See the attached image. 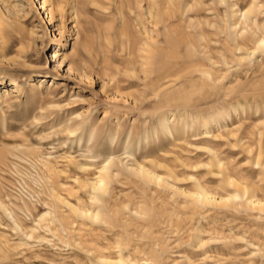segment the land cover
<instances>
[{
	"label": "rangeland",
	"instance_id": "374dc122",
	"mask_svg": "<svg viewBox=\"0 0 264 264\" xmlns=\"http://www.w3.org/2000/svg\"><path fill=\"white\" fill-rule=\"evenodd\" d=\"M252 1L262 8L251 34L264 37V0H0V264H264V211L242 196L264 205V51L238 50L231 28L232 10ZM195 41L198 59L223 61L215 92L191 94ZM218 112L222 126L196 129ZM75 113L100 146L123 133L113 155L124 167L103 204L89 183L110 154L79 143L85 127L66 131ZM171 117L177 141L162 138ZM201 186L241 196L205 205L193 197Z\"/></svg>",
	"mask_w": 264,
	"mask_h": 264
},
{
	"label": "bare ground",
	"instance_id": "6f19581e",
	"mask_svg": "<svg viewBox=\"0 0 264 264\" xmlns=\"http://www.w3.org/2000/svg\"><path fill=\"white\" fill-rule=\"evenodd\" d=\"M219 1L221 3H223V2L227 3L229 0H219ZM192 5L190 6L191 8L193 7ZM230 6H231V4H230ZM261 8H262V5L260 6V5L257 4L256 1H252L245 10H241V9L232 10L233 11V16H238V19L231 26V28L235 31V33H234V40L237 41V45H238V48H239L238 50H241V47H240V44L241 43H242V45H249V43L253 42L254 43L253 51L249 52V56L253 55V57L260 50L261 51H264V37H258L257 36L258 38H256V36H254L253 34H251L252 30L250 29V25H251L250 22L256 23L257 18H258V13L260 12V9ZM75 15H76V17L78 16V10H77L76 7H75ZM238 27H240V28L238 29ZM254 32L256 33V31H254ZM240 41H241V43H240ZM191 45H192L191 48L194 49V51L192 50L193 53L188 57V58L191 59L190 62H189V64H188V66L191 67V68H193V70H194V72H191L190 73V79L188 81L191 94L192 95H195L196 93H198L199 90H202V91H205L206 92V91L212 89V92H213V89H214V92H215L217 90V88H216V86H214L215 85L214 84V81H215V77L214 76H217L218 77L217 72L219 70L215 69L214 67L217 66V64H219V62H222L223 63V61H216L215 59H213V56L210 55V53H207V55L205 54V57H206L205 59H202V60H201V58L198 59L199 57L196 56L197 53L195 54V51L199 48V45L197 44L196 41L193 42ZM250 50H252V49H250ZM262 60H260V61H262ZM206 61L209 62V64L206 63ZM260 65H261V63H260ZM220 67H221V65H220ZM72 68L73 67L69 66V71H72L73 70ZM163 72H164V70L162 71V75H163ZM195 72L197 73L196 75H200V78H196L195 79V74H194ZM199 80L201 81V84L200 85L198 84L199 83ZM8 90L9 89H5L4 90V92L6 93V96L7 95H10L12 92H20L22 89H21L20 86L16 85V86H11L10 91H8ZM206 98H208V97H206ZM257 100H259V99H257ZM191 104H193V103H191ZM193 106H195V105H193ZM260 106L261 105L259 103V107ZM258 110L261 111V109H258ZM231 111L232 110H230V112ZM263 113H264V111H263ZM75 114H77V115L74 118H71L69 120V122L71 124L68 125L69 128H67L66 131L69 134H78V132L80 130H82L83 127H85L82 130L83 132H81L82 136H81V140L79 141V143L85 144V147L88 148L87 150H88L89 153L90 152H95L96 154L97 153L98 154H106L105 152H103V149H105V150L108 149L107 153L110 154L109 157H108V159L106 160V162L104 164H102V166L98 169L99 174H98L97 178L95 180H92L89 183L90 188L93 191V193L90 196V198H92V200L95 201V202H102V204H103L104 203V199H105L106 195L109 192L111 183L113 182L114 179H116L115 177L118 174L121 173L120 171H122V167H124V166H122L123 165L122 164V162H123L122 159L119 158V157H116L115 155H113V154H115L116 148L119 146L120 137H122L123 135L121 136V133L122 132L120 133L118 131H117L118 133H115L114 134V132H115L114 131L115 129H114V130H112V131H114L113 132V135L109 136L108 139L106 138L107 141L105 143L103 142V145L100 146V143H99V140H98V136H99L100 130L98 131V129H96L95 126H91V127L88 128V122L86 120H82V121L79 120V118H82L81 117L82 114L81 113L80 114L79 113H75ZM259 115L261 116V114H259ZM227 116L228 115L225 112H218L217 113V117H213L212 115L211 116H204L203 119L198 123V125L197 124L195 125V127H197L196 129H198V128L200 129L201 127H202V129L205 128L206 129V131H205L206 134H211L212 133L211 132L212 128L214 126H216V128L218 126H222V123L227 120ZM174 121H175V119L173 117H171V118H165L164 119V121L161 124V132L163 134V137L162 138L172 137L173 140H176V138H175L176 135H175V132L173 130L174 127L171 126V123L174 122ZM176 123H177V121H176ZM174 125H175V129H176V126L177 125L176 124H174ZM182 126H183L182 127L183 131H185L186 133L190 129V127H191V129L193 128L192 127V124H190V123L183 124ZM199 129H198V131H199ZM261 131L259 132L260 135L262 134ZM203 132H204V130H203ZM208 132H211V133H208ZM156 133H157V130H156ZM132 134L133 133L131 131V134H129L126 143H125V140H124V143H123V144H125V146H124V149H125L124 153H127V154L128 153H132V152H129L131 150L130 148L132 147V143H133ZM162 138H159L158 139V141H159L158 144H160ZM143 140L145 141L144 142L145 143V145H144L145 148L144 149L148 150V148H150L151 145H152V143L154 142V141L152 142L153 138H152V136H146ZM141 145H142V140H139L137 142L138 149L141 147ZM153 145H154V143H153ZM257 160L259 161V159H257ZM138 168H139V166H138ZM138 168L137 169H133V171L138 170ZM146 169L147 168H141V169H139V171H136V174L140 175L142 177V179L147 180V182L154 181V182L158 183L159 185H161L163 183L166 184V182H165L166 180H164L163 176H160V174L157 175L156 173L154 174V173H152V172H150V171H148ZM138 175H136V176H138ZM228 180L231 183L234 182L231 179H229V177H228ZM165 186H167V185H165ZM89 194H91V193L89 192ZM240 196L241 195H239V194H237V195H233L232 194L231 196H229L225 200L224 199H219L216 196L211 195L202 186L200 187V190L197 191L193 195V197L195 198V200L197 202H201L202 204H205V205L206 204L207 205L208 204L209 205H211V204H213V205H215V204H224V205H227V206H230V204H228V202H231V201H233L234 199H236V198H238ZM242 196H245V198H246V204L247 205H249L252 208L253 207L254 208L255 207H257V208L259 207V209H261L262 211H264V205H262L260 203V201H257L256 199H253V197H255V196H253V197L250 196L249 195V191H248V189L246 187L243 188ZM233 205H235V204H233ZM0 207L5 208L6 211L8 210L5 207V205H3V203L1 201H0ZM83 208L82 209H79L78 208L76 210V211L79 212V215L81 217L83 216L85 218L87 217V218H90L92 220H101V221L106 222V218L104 219V217L101 216V214H102L101 212H99V211L93 212L92 209H89L88 210V209H83ZM41 218H43V217H41ZM204 243H206V242L204 241L203 244ZM107 260H109V259H107ZM106 261L104 259L103 262H106ZM123 261H124V259H123ZM112 262L113 263H117L118 262V259H117L116 262L111 261V263Z\"/></svg>",
	"mask_w": 264,
	"mask_h": 264
}]
</instances>
